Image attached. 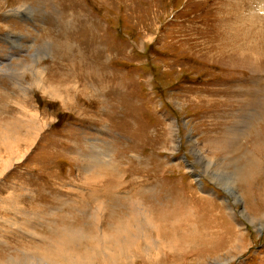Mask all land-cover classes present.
Here are the masks:
<instances>
[{"label":"rangeland","instance_id":"obj_1","mask_svg":"<svg viewBox=\"0 0 264 264\" xmlns=\"http://www.w3.org/2000/svg\"><path fill=\"white\" fill-rule=\"evenodd\" d=\"M27 118L0 264H264V0H0V134ZM140 203L156 228L106 256Z\"/></svg>","mask_w":264,"mask_h":264},{"label":"bare ground","instance_id":"obj_2","mask_svg":"<svg viewBox=\"0 0 264 264\" xmlns=\"http://www.w3.org/2000/svg\"><path fill=\"white\" fill-rule=\"evenodd\" d=\"M17 10L15 11L14 9L13 10H10L9 13L12 14V16H18V14L20 13V9H22L21 7H17L16 8ZM55 57V56H54ZM21 63V62H20ZM34 63V62H33ZM35 65V64H34ZM33 65V67H34ZM36 66V65H35ZM39 67V66H38ZM15 69V68H14ZM37 69V68H36ZM41 71L43 70L41 67H40ZM17 71V70H16ZM39 71V69H38ZM22 74V73H21ZM34 74V73H33ZM43 74V73H42ZM40 72L36 73L35 72V76H36V86L37 87H45V84L44 82H42V75ZM44 75V74H43ZM34 78V77H33ZM34 81V80H33ZM35 83V81H34ZM29 84V83H28ZM52 84V83H51ZM44 90V89H43ZM46 91V89H45ZM55 92V91H53ZM60 97V96H59ZM27 111V110H26ZM30 113V112H29ZM35 115V114H33ZM27 121L30 123L28 127V131L27 133L24 135V136H20V135H17L16 133H9L7 130L6 132H3L2 134H0V147H2L5 151H8V152H13L15 150L16 145H19L20 143H25V142H29L31 140H33V137L31 136L32 134V131L35 129L34 127V119L32 118H27ZM8 123V122H7ZM11 123V122H10ZM38 124V123H37ZM25 131V130H24ZM37 134V133H36ZM35 135V134H34ZM35 140V139H34ZM33 140V141H34ZM26 149V147H25ZM18 150V149H17ZM15 152V151H14ZM201 153V152H199ZM24 157V156H23ZM18 160V159H17ZM92 160V159H91ZM94 160V159H93ZM96 161V160H95ZM93 162H91V165H92ZM10 164L7 162L5 164L6 167H8ZM89 165V164H88ZM206 165H210V162L207 161L206 162ZM190 166V165H189ZM191 168V167H190ZM85 176V175H84ZM83 176V178H84ZM228 186V185H227ZM232 186V185H231ZM229 187V186H228ZM235 192H236V189H235ZM237 194V193H236ZM134 202V201H133ZM137 202H138V199H137ZM242 202V201H241ZM135 223H132V224H129V225H126L123 229H121L120 233H121V236H106L103 234L102 235H98L97 237V240L99 241V245L97 247V249L100 247L103 248L104 250V253L106 254V256H110L112 257V249L115 247L118 246L119 249H132L133 247L136 246V244L139 243V241L143 238H146V229L147 228H156V225H155V219L153 218V216L150 214V212L145 209L144 206H142V204H135ZM104 211V210H103ZM100 216V214H98ZM97 215V216H98ZM101 217V216H100ZM99 217V218H100ZM177 220V219H176ZM159 222V221H158ZM172 222V221H171ZM181 222V221H180ZM179 222V223H180ZM173 223V222H172ZM124 224H127V223H124ZM97 225V224H96ZM160 225V224H159ZM261 226V225H260ZM97 227V226H96ZM121 227H119L120 229ZM131 228H134V230H131ZM159 228V227H158ZM219 228V227H218ZM262 228V227H261ZM112 230V229H111ZM154 230V229H153ZM157 230V229H156ZM159 230V229H158ZM70 231V229H69ZM149 233V232H148ZM88 235V233H87ZM82 234L79 233H76V234H72V235H69L70 237V243H76L80 238H81ZM190 237V236H189ZM159 238V237H157ZM178 238V237H177ZM176 238V239H177ZM180 238V237H179ZM66 239V238H65ZM68 239V238H67ZM160 239V238H159ZM192 239V238H191ZM54 241H52L51 243H53ZM58 243V242H56ZM67 242H64L63 245H58L56 247V256L55 254H52V257L51 256H47V255H44V256H41V255H36L37 256V259H40V263L39 264H61L59 261H67L69 264H91L89 262V259H83L82 256L80 255H73L72 253H70L68 251V249L66 248L65 244ZM156 243V242H154ZM161 243V242H160ZM87 244V243H86ZM167 244V243H166ZM178 245V244H177ZM87 246V245H86ZM150 246V245H149ZM166 246V245H164ZM246 247V246H245ZM92 248V247H91ZM96 248V247H95ZM179 250V248H177ZM247 249V248H246ZM87 250V249H86ZM154 251V250H153ZM176 252H179V251H176ZM81 254V253H80ZM178 254V253H177ZM181 254V253H180ZM87 255V254H86ZM234 255V254H233ZM35 256V255H33ZM55 257V258H53ZM234 257V256H232ZM105 258V257H104ZM222 258V257H221ZM226 259V258H225ZM228 260V259H226ZM226 260H222L221 262H225ZM34 262V261H33ZM220 262V258H215L213 261L209 262L208 264H218Z\"/></svg>","mask_w":264,"mask_h":264}]
</instances>
